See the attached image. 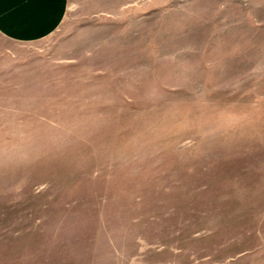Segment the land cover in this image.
Returning a JSON list of instances; mask_svg holds the SVG:
<instances>
[{
	"label": "rangeland",
	"instance_id": "rangeland-1",
	"mask_svg": "<svg viewBox=\"0 0 264 264\" xmlns=\"http://www.w3.org/2000/svg\"><path fill=\"white\" fill-rule=\"evenodd\" d=\"M0 264H264V0L0 34Z\"/></svg>",
	"mask_w": 264,
	"mask_h": 264
},
{
	"label": "crops",
	"instance_id": "crops-1",
	"mask_svg": "<svg viewBox=\"0 0 264 264\" xmlns=\"http://www.w3.org/2000/svg\"><path fill=\"white\" fill-rule=\"evenodd\" d=\"M69 0H0V34L17 42H34L62 24Z\"/></svg>",
	"mask_w": 264,
	"mask_h": 264
}]
</instances>
